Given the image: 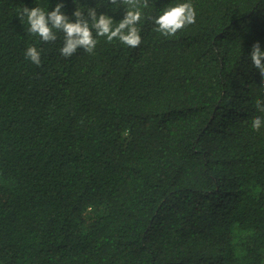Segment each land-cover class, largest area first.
<instances>
[{
  "label": "trees",
  "instance_id": "trees-1",
  "mask_svg": "<svg viewBox=\"0 0 264 264\" xmlns=\"http://www.w3.org/2000/svg\"><path fill=\"white\" fill-rule=\"evenodd\" d=\"M186 2L194 25L154 31ZM57 3L127 7L0 0V264H264V0H148L138 48L70 58L18 18Z\"/></svg>",
  "mask_w": 264,
  "mask_h": 264
},
{
  "label": "clouds",
  "instance_id": "clouds-1",
  "mask_svg": "<svg viewBox=\"0 0 264 264\" xmlns=\"http://www.w3.org/2000/svg\"><path fill=\"white\" fill-rule=\"evenodd\" d=\"M107 3L116 9L121 5L127 6L124 19L115 26L107 15L98 16L96 8H87L85 15L84 11L76 7L73 13L75 22H71L62 11L63 3H57L51 12L40 7L32 9L24 7L18 18L23 20L26 17L28 32L37 35L44 43L56 42L57 33H63L60 53L64 58L72 57L78 50L90 55L94 54L99 42L98 38H106L108 42L119 40L127 47L138 48L142 39L137 24L143 18L141 9L149 5L148 0H107ZM153 23L156 26L154 31L166 37L175 36L178 31L196 23V10L190 2L180 3L166 8L161 15L153 19ZM25 58L36 66L41 65V52L34 46L27 48ZM250 61L264 78V50H261L259 42L251 48ZM256 108L257 111L264 113V100H257ZM251 126L259 132L264 127V117H254Z\"/></svg>",
  "mask_w": 264,
  "mask_h": 264
}]
</instances>
